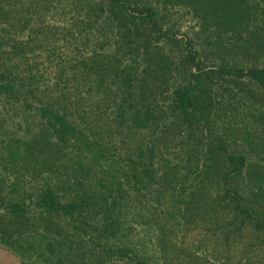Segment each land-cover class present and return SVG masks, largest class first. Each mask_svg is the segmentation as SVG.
I'll list each match as a JSON object with an SVG mask.
<instances>
[{
    "label": "trees",
    "instance_id": "trees-1",
    "mask_svg": "<svg viewBox=\"0 0 264 264\" xmlns=\"http://www.w3.org/2000/svg\"><path fill=\"white\" fill-rule=\"evenodd\" d=\"M0 245L264 264V0H0Z\"/></svg>",
    "mask_w": 264,
    "mask_h": 264
},
{
    "label": "rangeland",
    "instance_id": "rangeland-1",
    "mask_svg": "<svg viewBox=\"0 0 264 264\" xmlns=\"http://www.w3.org/2000/svg\"><path fill=\"white\" fill-rule=\"evenodd\" d=\"M0 264H20V260L12 251L0 245Z\"/></svg>",
    "mask_w": 264,
    "mask_h": 264
}]
</instances>
